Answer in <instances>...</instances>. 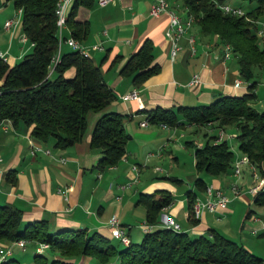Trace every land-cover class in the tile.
<instances>
[{
    "label": "crops",
    "instance_id": "obj_1",
    "mask_svg": "<svg viewBox=\"0 0 264 264\" xmlns=\"http://www.w3.org/2000/svg\"><path fill=\"white\" fill-rule=\"evenodd\" d=\"M151 1L108 0L100 3L94 0L90 5L79 4L76 7V16L88 20L86 35L77 39L88 47L93 61L99 65L105 80L116 93V97L104 109L118 110L124 115V125L130 135L125 153L114 164L102 169L96 166L102 152L90 144V135L95 120L103 110L89 109L81 138L65 147L55 146L51 138L42 140L32 135V124L22 120L14 123L10 118L4 119L6 127L0 123V202H8L21 208L24 221L45 218L49 230L86 227L88 230H98L110 236L108 218L117 214L130 239L138 241L145 232L140 226V222L145 219L144 204L138 200L140 193L166 188L173 194V199L160 208L152 228L177 222L181 229L198 233L213 226L235 238L237 233L234 230H237V224H234L233 217L239 218L246 203L245 218H251L254 224L246 223L243 219L239 228L247 226L253 233L264 234V213L251 212L252 202H263L255 200V193L245 190L253 181L248 163L242 164L238 174L233 172V169L213 175L205 174L196 169L194 157L195 145L203 143L205 139L196 141L193 137H188L181 141L185 133L178 128L193 122L185 121L180 111H177L178 122L173 125H163L160 121L153 120L146 124L140 123L153 107L162 106L178 110L180 104L204 103L222 93L241 92L247 84L240 74L236 56L232 51L229 56H224L225 43L217 33L201 32L195 20L180 36L181 46L171 57L170 42L164 33L168 12L151 14ZM169 2L179 13L186 14L178 8L181 0ZM1 3L6 6L3 7ZM15 13L16 7L12 0H0V51L5 52L9 62L21 57L27 51L28 43L31 46V42L23 36L21 23L13 30L4 26L5 19L15 16ZM5 33H8V37L3 46L1 35ZM189 33H193L195 37L194 51L190 49ZM62 34L71 35L67 23L62 29ZM146 38L152 42L153 61L158 64V68L137 85L133 83L131 75L121 72L120 68ZM97 40L102 41L103 48L90 47L91 43ZM70 48L67 42L62 41V51ZM195 72L199 74V80L191 82ZM263 72L264 70H261L258 74L261 81L264 80ZM260 80L256 84L257 98L253 104L258 109H263L264 87L257 88ZM133 87L137 88L138 97L122 98L121 95ZM201 126L196 124L194 131L199 130ZM207 126L213 130L207 128L204 134H218L222 130L221 138L227 140L224 133L227 127L231 129L230 132H234L230 133L229 137L235 136L237 131L234 125ZM172 139L178 148L183 146L181 142L183 147H192L188 168H183L178 155L172 151ZM234 152L235 156L242 153L239 149ZM169 154L175 162L172 160L166 165L165 158ZM133 164L138 165L139 178L134 181L131 179L129 186H123L126 180L134 176ZM8 169H14V180L13 175L7 177ZM258 173L264 176V169H258ZM169 175L177 176L180 183H187L183 193H179L177 187L166 179ZM198 175L222 188L231 198L225 206H219L213 211L204 209L202 215L194 219L189 215L187 190L195 191V197L207 196L205 188L197 190L195 178ZM232 183H236L241 189L239 194L234 195ZM58 186H68L65 194L58 191ZM222 219L226 220L223 222ZM113 238L117 237L111 236V239ZM27 242L33 243L36 249L38 241ZM241 243L254 251L244 241ZM48 246L41 252L51 256ZM15 252L13 248L11 254L15 256Z\"/></svg>",
    "mask_w": 264,
    "mask_h": 264
},
{
    "label": "trees",
    "instance_id": "obj_2",
    "mask_svg": "<svg viewBox=\"0 0 264 264\" xmlns=\"http://www.w3.org/2000/svg\"><path fill=\"white\" fill-rule=\"evenodd\" d=\"M94 0H73L66 23L71 35L81 39L88 31V20L76 16L79 4ZM231 1L244 8V14L224 11L219 3ZM21 7L22 31L31 48L9 62L0 57V122L10 118L32 124L30 133L42 140L53 139L59 147L79 140L86 127L89 109L103 110L94 122L90 144L102 152L96 166L100 169L116 163L126 151L129 132L124 115L104 108L116 97L112 86L90 55L76 48L61 50L60 60L49 72L48 65L58 46L57 0H12ZM246 2L247 5L242 3ZM192 13L201 32L217 33L222 42L231 45L241 76L247 84L238 93H222L198 104H180L177 109L156 106L144 117L149 121L176 124L180 111L185 121L198 125L212 124L237 129L238 149L263 171L264 108L254 104L257 98L258 74L264 70V38L256 32L257 19H264V0H181L178 7ZM158 68L153 61L152 42L146 38L124 61L120 71L140 84ZM195 167L205 174H218L232 169L235 152L226 138L212 133L194 147ZM14 169H8L7 177ZM12 179V178H11ZM205 188L202 175L195 178ZM195 191L187 190L189 215L194 219L192 203ZM255 200L264 202V190L255 192ZM173 199L169 189L141 192L138 200L145 206V219L157 221L159 210ZM110 236L86 227H63L49 230L45 218L24 221L22 209L0 202V239L7 243L23 237L28 241H46L50 254L35 249L36 264H263L264 256L213 226L191 233L170 225L145 231L138 241L117 245ZM121 242V241H120ZM0 264H20L8 255Z\"/></svg>",
    "mask_w": 264,
    "mask_h": 264
},
{
    "label": "built area",
    "instance_id": "obj_3",
    "mask_svg": "<svg viewBox=\"0 0 264 264\" xmlns=\"http://www.w3.org/2000/svg\"><path fill=\"white\" fill-rule=\"evenodd\" d=\"M73 0H57L56 3V13H57V32H58V46L55 50V52L51 56V60L48 65V70L51 72L55 66V64L60 60V54H61V43L62 41L67 42L72 48L78 49L80 52L86 55H90L88 47L85 46L83 43L80 42L76 37L73 35H68V36H63L62 34V29L64 25L66 24V18L68 14L69 7L71 5ZM100 3H105L108 0H98ZM219 6L226 12H231L235 14H244L245 10L242 6L233 4L231 1H224L222 3H219ZM162 11L168 12V22L165 27L164 33L166 37L169 39L170 42V55L173 57L177 50L180 48V43H179V38L180 36L186 32L191 24V22L194 20V16L192 13H186L182 15L177 11V9L170 4L169 0H152L150 7H149V12L153 15H156ZM21 14L22 8L21 7H16V13ZM16 19H14L13 16L8 17L4 21V26L9 27L12 26L16 23ZM105 32L106 29H103ZM256 32L257 34L261 37L264 38V19H257L256 22ZM23 36L26 38V35L23 34ZM194 34L189 33L188 34V41L190 44V49L192 51L195 50V45H194ZM91 48H103L104 45L101 40H97L91 43L90 45ZM231 52V45L228 42H225V51H224V56H229ZM0 57L5 60L7 59V55L0 51ZM199 80V74L197 72L192 74L191 77V82H196ZM137 88L133 87L129 91L123 93L121 96L122 98H137L138 93H137ZM1 120V124L5 126L3 123L4 119ZM147 118H142L140 120L141 124H146L148 123ZM163 125H166L165 123H162ZM222 137V130L218 133V138ZM48 149H46L47 151ZM1 159V155H0ZM61 159H64V157H61ZM243 162H246L249 164V167L252 170L253 174V181L249 183L245 190L250 191V192H257L260 190H264V176H261L258 173L257 166L255 163L251 162L247 156L246 153H241L239 155H236L233 160V172L235 173H240L241 172V164ZM133 169H138L137 164L132 165ZM136 179V175L132 177V181ZM127 183L122 184L123 186L126 185ZM68 186H58L57 189L58 191L62 192L65 194L66 189ZM231 189L234 193V195H237L241 192V189L236 183H232ZM205 191L207 193L206 198H200V197H195L193 203H192V210L193 214L195 217H200L202 215V212L204 209H208L210 211H213L217 209L219 206H225L228 202V200L231 198L229 194H227L222 188L214 186V184L211 181H206L205 184ZM108 224L110 225V232L112 236L117 237L121 242L123 243H128L130 241V237L127 234L126 229L120 224L119 218L117 214H112L108 218ZM172 226L173 228L179 229L180 225L177 222H173L171 224H168ZM140 226L144 231H148L152 229V223L147 221L146 219L142 220L140 222ZM27 239L20 237L17 239L12 240L10 244L3 245L0 243V261L5 259L8 255H10L13 251L14 246L18 245L22 248L25 247L27 243ZM48 243L46 241H38L36 245V250L42 251L44 247H46ZM264 264V261H263Z\"/></svg>",
    "mask_w": 264,
    "mask_h": 264
},
{
    "label": "rangeland",
    "instance_id": "obj_4",
    "mask_svg": "<svg viewBox=\"0 0 264 264\" xmlns=\"http://www.w3.org/2000/svg\"><path fill=\"white\" fill-rule=\"evenodd\" d=\"M242 4L243 5H247L246 2H243ZM2 6L4 7L6 5L2 4ZM13 17L17 21H16V23L14 25L8 27L9 29L11 27L12 30L14 29L15 26H18L19 27V25L21 23L19 12L18 13H15V16H13ZM7 37H8V33H5V34L1 35V42L3 43V46L5 45L4 42H6ZM28 42L29 41H27V43ZM30 48H31V46L28 43V46H27L26 50H29ZM2 52H4V51H2ZM258 86L259 87H257V88H259V89L262 86L264 87V80L263 79H262V81L261 80L259 81ZM207 128H210V130H213L212 127H208V126L206 127V125H202L199 130L194 131L196 129V124H193V123L190 124V125L180 126L178 128L179 131H182L183 133H185V136H183L181 138V141H185V139L188 138V137H193L196 141H198V140H201L202 141V140L206 139L207 135L211 134V133L204 134V131L207 130ZM172 129L173 128H171L170 130H172ZM190 130H191V132H190ZM230 130L231 129H229L228 127L225 129V132H224L225 133V136L227 135L226 137L228 138V141L231 144L233 150L234 151H238L237 138L234 135H232V136L229 137V134L230 133H232V134L234 133V132H230ZM208 131H209V129H208ZM181 144L184 146L183 142H181ZM170 145L172 146V151L176 155H178L179 161L181 162V164H183V168H188V165L187 164L190 161V154H189V152H191V153L193 152L192 147L191 146H187V148H186V147H183L182 146V147L178 148V146L174 144V140L173 139L170 140ZM171 161L172 162H175V160L172 159V155L169 154L165 158L166 165H168L169 163H171ZM242 164H244V162ZM242 164H241V166H242ZM263 169H264V162H263ZM133 175H136V179L135 180H138V178H139V170L138 169H134ZM132 177L133 176H131L130 179L126 180V182H125V183H127L126 186H129L131 184L130 181H131ZM166 179L171 184H173V185H175L177 187V189L180 191L179 193H181V192L183 193L184 192V190L186 188V185H187L186 182L180 183V181L177 180V176H175V175H169V176L166 177ZM166 179L164 177V180H166ZM197 190H201V189L197 186ZM143 207H144V215H145V206L143 205ZM251 207L253 208V210L251 212L256 211V212H263L264 213V202L263 203L252 202L251 203ZM246 208H247V206H246V203H245L243 209L241 210V213H240L239 218H237V216H234L233 217L234 224L235 223L237 224L236 225L237 226V230H234L235 233H237V234H235V235L233 234V235H234V237L238 241H240V242H243L244 241V243H247L248 245H250L257 254H259L261 256H264V234H260L258 232L257 233H253L252 229L251 228H248L247 226H244L243 228H239V226L241 225V222L243 221V219H245L244 221L246 223L254 224L252 222L253 220L251 218H247V217L245 218ZM226 219H222L223 222ZM261 230H262V228H260L259 232H261ZM0 240H1L0 243L3 244V245H7V244H10L12 242V240L9 241L8 243L4 239H0ZM113 242H115V244H117V245H122L123 244L117 238H113ZM14 250H16V252L14 253V255L18 258V260L20 261L21 264H36V259L33 256V254L35 252L34 244L33 243L27 242V244H26V246L24 248L15 246L14 247ZM11 255H13V254H11ZM157 264H164V263H157Z\"/></svg>",
    "mask_w": 264,
    "mask_h": 264
}]
</instances>
